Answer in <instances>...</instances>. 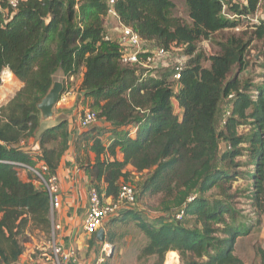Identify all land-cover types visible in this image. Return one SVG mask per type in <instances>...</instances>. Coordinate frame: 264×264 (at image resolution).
Listing matches in <instances>:
<instances>
[{
  "label": "trees",
  "instance_id": "16d2710c",
  "mask_svg": "<svg viewBox=\"0 0 264 264\" xmlns=\"http://www.w3.org/2000/svg\"><path fill=\"white\" fill-rule=\"evenodd\" d=\"M262 1L185 0L186 22L175 15L173 0H114L120 21L153 48H184L188 59L175 81L174 69L154 77L122 63L120 44L106 39L109 0H17L16 6L0 0V86L6 68L23 83L0 107V264H19L29 226L51 228L47 191L35 183L38 177L21 178V170L44 164L48 174L57 173L67 149V118L40 132L36 154L21 143L35 136L41 122L38 104L60 72L64 91L82 75L80 91L101 121L83 129L74 142L75 161L90 185L116 200L132 166L148 172L136 191L137 202L147 194L164 196L158 220L147 222L135 208L124 210L106 223L105 239L114 244L107 229L111 221L132 216L148 237L141 256L155 257V264H166L175 252L181 264H245L236 246L251 225L237 221L230 191L240 174L243 144H249L254 196L264 199V62L262 84L253 90L239 77L248 68L250 40L231 36L208 57L209 67L197 44L239 27V19L255 14ZM224 5L239 17H227ZM255 32L264 59V20ZM224 102L229 115L219 129ZM245 124L252 126L249 135L239 132ZM107 132L113 135L109 140ZM215 189L221 198L209 195ZM180 211L183 217L177 219ZM96 239L93 234L90 243ZM257 253L264 264V248Z\"/></svg>",
  "mask_w": 264,
  "mask_h": 264
},
{
  "label": "rangeland",
  "instance_id": "374dc122",
  "mask_svg": "<svg viewBox=\"0 0 264 264\" xmlns=\"http://www.w3.org/2000/svg\"><path fill=\"white\" fill-rule=\"evenodd\" d=\"M175 3V15L186 22H190L188 17L187 6L185 0H173ZM226 4L230 2L239 3L241 0H223ZM264 20V0L262 1L259 9L255 14L241 17L239 19V27L235 29H225L223 31L217 32L209 39H203L197 44V52H200L204 55L203 65L206 67L210 66V61L208 57L213 54L219 53L221 51V45L223 42H226L231 36L242 37L245 40H250V47L247 52L248 68L242 72L239 77L243 83H251L253 85V90L259 85L262 84V64L264 59L261 54V42L256 38V29L257 25ZM118 25V22L112 16L105 18V27L107 31L111 32L113 39L116 37V30L114 28ZM173 52L169 54L164 60H161L160 67L162 68H153L143 70L147 74L153 73L154 77H160L167 68L174 69L178 61L186 62L188 57L183 55V47H177ZM184 59V60H183ZM164 66V67H163ZM9 71V70H8ZM142 71V70H141ZM4 81L0 86V105L7 104L21 89V84L19 80L16 79L14 75H10L7 71L4 75ZM82 75L79 74L76 76V79L73 81V84L69 86L73 87L77 91L80 89V81ZM64 75L62 72L56 74L55 81H64ZM256 92V91H255ZM175 106V112L181 115V110L178 108L175 99H173ZM59 104V103H58ZM56 105V107L59 105ZM83 109H90L98 113L97 108L92 107L90 101L83 103ZM55 115V114H54ZM53 115V117H54ZM229 115V106L227 102H224L220 108L217 126L222 128L227 116ZM52 117V118H53ZM100 120L95 124L89 127L92 129L96 126L101 125ZM41 125L39 126V128ZM250 124H245L239 128L240 134L249 135L251 130ZM42 129V128H41ZM106 129V128H105ZM127 127L124 129L125 131ZM38 131V129H37ZM36 131V132H37ZM122 135V134H121ZM112 134L108 133L104 135V138L111 139ZM123 136V135H122ZM245 151L244 155L237 160L241 163L240 167L237 169L240 174H238L236 180L233 183L230 194L232 198L230 201L233 203L235 216L238 222H244L251 225V231L247 235H243L239 238L236 246V254L244 261L245 264H262L261 259L257 253L259 247L264 248V199L256 200L254 196V189L252 187L253 178L251 177L254 173L253 159L251 155V147L249 144H243ZM119 158H123L122 153L118 152ZM129 171V183L135 190L138 192L140 189L141 183L148 176V172L144 171L139 173L135 171L132 166L127 167ZM29 170V169H28ZM31 171V172H30ZM29 172V173H28ZM26 173H22L21 178H24V175L31 174V178L37 174L33 170H29ZM37 185V180L35 181ZM40 186V185H39ZM210 196L216 198H221L219 195V190L215 189ZM163 194H147L141 198L137 206H135L136 212L139 213L140 217L147 222H155L160 217L163 216ZM55 214L51 213V228L50 231L45 232L41 228H35L34 226H29L28 232L24 235L26 239L25 253L21 258L22 261L19 264L23 263L26 259L32 257L33 261L38 262H47L48 264L51 261H46L50 258L51 248L49 241L52 238V220ZM106 226V225H105ZM104 226V228H105ZM106 229V228H105ZM108 236H113L114 244L110 242L114 251L111 256L106 259L105 264H155L156 258L153 256L143 257L141 256L142 248L147 244L148 237L144 231L140 228L138 221L133 219L132 216L126 217L125 220L119 219L111 221L108 226ZM166 256L165 262L167 260ZM32 262V261H31ZM166 264H181L180 254L175 252L172 254Z\"/></svg>",
  "mask_w": 264,
  "mask_h": 264
},
{
  "label": "built area",
  "instance_id": "2783aa9c",
  "mask_svg": "<svg viewBox=\"0 0 264 264\" xmlns=\"http://www.w3.org/2000/svg\"><path fill=\"white\" fill-rule=\"evenodd\" d=\"M111 7L109 8V16L115 18L118 25L114 28L117 34L115 39L112 38L111 32L108 31L106 35L107 40H116L121 46L122 63L130 67H142L147 69L162 68L160 66L161 60H164L175 49V45L170 49L163 47L153 48L149 42L141 38V36L131 27L123 24L112 5L114 0H109ZM240 2L246 3V0ZM13 6H16L17 0H10ZM223 13L231 19L238 18V14H231L226 12V5H224ZM238 28V27H237ZM177 48V47H176ZM184 60V59H183ZM185 61V60H184ZM179 60L174 67L173 78L175 81L180 79L181 71L184 68L185 62ZM164 67V66H163ZM7 68L2 73V82L6 74ZM147 74V71H146ZM150 75L153 76V73ZM176 86V84H175ZM73 88L67 86L66 91L62 94L59 104H66L72 97ZM2 105H0L1 107ZM98 122L97 112L90 109H83L80 114V127L86 129L89 126ZM28 169L33 170L38 177L39 184L45 188L50 198L51 213H55L60 208L62 203L60 184L57 174H48V168L42 164L40 169L27 166ZM191 196L189 200L194 199ZM90 207L85 219V231L88 234H96L104 226L108 220L122 213L124 210L134 208L137 206L136 190L129 183H123L120 187L119 195L116 200L112 197H106L105 193L101 192L97 187L91 186L89 189ZM184 212L177 213L176 218L181 219ZM60 225L52 221V238L49 241L51 248V255L46 261H51L50 264H71L73 259L77 256L76 248H66L58 241V230ZM106 233V231H105ZM102 254L93 264H105L107 256L112 251V245L109 242L102 241ZM48 264V263H47Z\"/></svg>",
  "mask_w": 264,
  "mask_h": 264
},
{
  "label": "crops",
  "instance_id": "0c3cea01",
  "mask_svg": "<svg viewBox=\"0 0 264 264\" xmlns=\"http://www.w3.org/2000/svg\"><path fill=\"white\" fill-rule=\"evenodd\" d=\"M8 70L9 69L6 71L11 73V71ZM11 75L13 74L11 73ZM19 82L22 88L23 83L21 81ZM73 90L75 89L73 88ZM85 102L84 94L80 89L73 91L72 97L66 104H58L59 106H57L54 111V117L47 121L41 120V127H38L35 136L21 143L24 149L29 150L32 154H36L39 150L37 137L40 132L46 127L55 124L61 116L67 118V149L61 158L56 173L59 179L62 203L60 208L55 211V216L52 221L59 224L61 227L58 230L59 243L66 248H76L77 256L73 259L71 264H93L102 254V241L97 238L93 243H90L93 234H88L84 228L85 219L90 207L89 189L91 185L88 174L83 169L79 168L75 161L74 142L83 131L80 127V114L84 108L83 103ZM22 173H26V169L22 170ZM26 178L27 175H24L23 179ZM104 240L105 242H109L106 239ZM111 254L113 253H110L107 259ZM22 259L23 258L20 259V262ZM30 259L31 260L26 259L21 264H47V262L43 261H33L32 257H30Z\"/></svg>",
  "mask_w": 264,
  "mask_h": 264
},
{
  "label": "water",
  "instance_id": "95a60500",
  "mask_svg": "<svg viewBox=\"0 0 264 264\" xmlns=\"http://www.w3.org/2000/svg\"><path fill=\"white\" fill-rule=\"evenodd\" d=\"M65 86L62 81H55L49 90V92L45 95V97L38 104V109L41 112V120L47 121L51 119L54 115V108L59 103L62 94L64 93ZM97 238L100 241H104L105 239V230L100 229L97 232ZM113 248L111 253H113Z\"/></svg>",
  "mask_w": 264,
  "mask_h": 264
},
{
  "label": "bare ground",
  "instance_id": "6f19581e",
  "mask_svg": "<svg viewBox=\"0 0 264 264\" xmlns=\"http://www.w3.org/2000/svg\"><path fill=\"white\" fill-rule=\"evenodd\" d=\"M10 75H11V73L10 72H8Z\"/></svg>",
  "mask_w": 264,
  "mask_h": 264
}]
</instances>
